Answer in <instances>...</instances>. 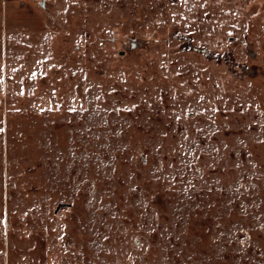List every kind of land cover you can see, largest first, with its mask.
Instances as JSON below:
<instances>
[{
    "label": "rangeland",
    "instance_id": "1",
    "mask_svg": "<svg viewBox=\"0 0 264 264\" xmlns=\"http://www.w3.org/2000/svg\"><path fill=\"white\" fill-rule=\"evenodd\" d=\"M0 264H264V0H0Z\"/></svg>",
    "mask_w": 264,
    "mask_h": 264
}]
</instances>
